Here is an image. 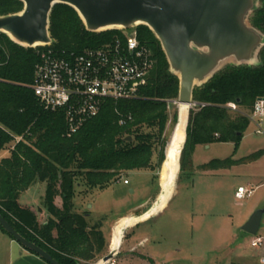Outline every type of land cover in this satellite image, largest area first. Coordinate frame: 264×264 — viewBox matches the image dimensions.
Masks as SVG:
<instances>
[{"label": "trees", "instance_id": "trees-1", "mask_svg": "<svg viewBox=\"0 0 264 264\" xmlns=\"http://www.w3.org/2000/svg\"><path fill=\"white\" fill-rule=\"evenodd\" d=\"M260 2L262 7L251 24L264 34V0ZM22 8L17 0H0V17ZM136 32L153 61L147 85L140 90L144 99L106 100L99 113L73 134L68 132L64 113L46 111L31 90L36 50L18 46L0 34V152L20 139L9 157L0 161V215L59 264H92L105 247L101 222L90 225L85 215L73 212L76 188L105 190L124 173L134 171L153 173L155 181L165 158L167 101L177 99L179 83L170 74L152 32L144 26ZM49 33L51 48L59 54H79L122 38L120 31L87 32L78 14L64 5L53 8ZM258 99H264V62L257 67L227 68L195 89L193 102L205 106L190 111L180 170L184 171L186 161L190 165L196 146L215 142L237 146L249 121L224 106L239 100L238 108L249 113ZM259 155L234 162L213 160L199 169L214 172L225 164L251 162ZM37 182L46 185L43 207L52 217L42 225L34 212L18 203L19 195ZM56 197L62 201L60 209L54 205Z\"/></svg>", "mask_w": 264, "mask_h": 264}, {"label": "rangeland", "instance_id": "rangeland-1", "mask_svg": "<svg viewBox=\"0 0 264 264\" xmlns=\"http://www.w3.org/2000/svg\"><path fill=\"white\" fill-rule=\"evenodd\" d=\"M263 62L264 49L260 54V64ZM230 67L233 66L226 65L221 72ZM175 101H167L169 122L164 134V156L180 118V111ZM196 107L197 105L192 106L188 111L185 122L187 125L190 111L195 110ZM257 130V126L249 122L237 146L234 143L218 142L207 145V148L196 146L190 156V165L186 161L184 171L180 170L181 156L178 158L179 169L173 188L171 189L168 184L161 185L163 196L173 198L170 207L161 219L148 223L143 228L147 235L158 231L165 235L176 233L177 237L174 241L163 240L160 245L152 239L148 248L153 244H156L155 248L158 250H165L171 246L175 251L174 264H239L236 261L238 258L247 261L264 255V245L259 249L252 248L250 246L252 236L241 231V227L251 214L257 209L264 208V118L261 120L262 132L258 133ZM19 141V138L15 139V143ZM15 143L9 144L0 152V161L9 157ZM257 153L260 155L248 163L225 164V167L214 172H202L199 169L213 160L242 161ZM164 162L165 158L155 172L157 176L155 184L164 181L166 169ZM150 177V172L134 171L124 173L118 181L105 190L86 191L83 186H79L75 190L73 212L84 216L92 205L91 211L95 214L93 217L111 213L114 218L124 213L140 198V194L145 191L144 188L149 186ZM124 180L129 185H125ZM238 187H252L255 191L252 196L238 201L234 197ZM134 188L136 192L130 193ZM154 188L155 185L152 184L151 189ZM45 191L46 185L37 182L19 195L18 203L29 210L41 208ZM81 205V210L76 209ZM55 207L58 208L56 205ZM43 209L44 212L39 210L42 216L34 212L39 225L45 224L52 218L44 207ZM91 220L88 221L90 225L99 223L90 222ZM256 236L264 238V215ZM169 240L173 241L170 245L167 243ZM102 255H99L92 264H98L103 258Z\"/></svg>", "mask_w": 264, "mask_h": 264}, {"label": "water", "instance_id": "water-1", "mask_svg": "<svg viewBox=\"0 0 264 264\" xmlns=\"http://www.w3.org/2000/svg\"><path fill=\"white\" fill-rule=\"evenodd\" d=\"M17 1L23 4L22 10L0 17V34L26 49L52 44L50 14L57 5L72 8L90 33L147 27L159 42L170 74L178 80L175 104L179 105H196L193 102L194 90L206 85L228 64L233 67L259 66L264 49V34L251 24L252 16L260 9V0ZM126 141L130 142L131 138H126ZM169 161L166 150L164 164ZM263 215L264 208L254 211L241 231L256 236ZM0 228L23 249L47 264H59L44 250L23 238L1 215ZM112 258L111 252L98 264H106Z\"/></svg>", "mask_w": 264, "mask_h": 264}, {"label": "built area", "instance_id": "built-area-1", "mask_svg": "<svg viewBox=\"0 0 264 264\" xmlns=\"http://www.w3.org/2000/svg\"><path fill=\"white\" fill-rule=\"evenodd\" d=\"M120 32L121 39L79 54H59L51 45L34 49L38 62L34 67L31 90L46 111L64 113L69 134L95 117L106 100L144 99L140 90L147 85L153 67L151 53L139 43L136 28ZM224 108L253 122L257 132H262L264 99L256 100L249 113L240 110L233 102ZM123 183L128 184L126 180ZM254 191L252 187H238L234 196L241 201L252 196ZM263 245L264 238L252 237V248L259 249ZM255 264H264V255L258 257Z\"/></svg>", "mask_w": 264, "mask_h": 264}, {"label": "crops", "instance_id": "crops-1", "mask_svg": "<svg viewBox=\"0 0 264 264\" xmlns=\"http://www.w3.org/2000/svg\"><path fill=\"white\" fill-rule=\"evenodd\" d=\"M207 148V146H206ZM167 170V169H166ZM151 180L149 186L144 188V192L140 194V198L130 205L122 214L116 215L113 218L111 213L100 214L93 217L94 212L91 210L93 206H89V210L84 214L87 221L101 222V232L104 238L105 247L102 257L104 258L109 253H113V258L106 264H174L176 260L173 259L174 249L169 246L165 250L156 249L155 245L148 248V244L153 239V242L159 245L163 240L172 239L173 241L177 237V234L172 235L161 234L156 231L154 234L147 235L143 228L152 222H156L165 214L169 209L170 203L173 198L163 197L164 191L162 186L166 181L160 184H155L153 181V173H150ZM154 184L155 188L151 189V185ZM129 185V183L127 184ZM136 188L130 191L134 194ZM235 197V196H234ZM55 205L60 209L62 201L60 197H56L54 201ZM85 205V203H83ZM82 205L78 210H81ZM44 212L43 207H37L31 210L32 212L41 214ZM93 223V224H94ZM142 229V230H141ZM176 234V235H175ZM172 241V242H173ZM170 240L167 242L170 245ZM176 250V249H175ZM178 252V250H176ZM258 257H253L250 260H244L238 258L236 261L239 264H255ZM0 264H47L36 255L23 249L14 240L8 237L0 230Z\"/></svg>", "mask_w": 264, "mask_h": 264}, {"label": "bare ground", "instance_id": "bare-ground-1", "mask_svg": "<svg viewBox=\"0 0 264 264\" xmlns=\"http://www.w3.org/2000/svg\"><path fill=\"white\" fill-rule=\"evenodd\" d=\"M179 108L180 111V118H179V123L175 129L174 135H173V140L170 144V146L167 149V156L170 157V161L165 163V176H166V181L168 177V181L170 183V188H173L174 185V180L175 177L178 173V158L180 154V149L181 145L184 142L185 139V128H186V119H187V113L190 110L192 106L189 105H179L176 104ZM171 180H173L171 182ZM168 183H164L166 185ZM164 197V196H163Z\"/></svg>", "mask_w": 264, "mask_h": 264}]
</instances>
